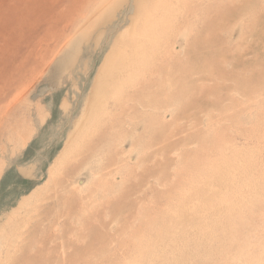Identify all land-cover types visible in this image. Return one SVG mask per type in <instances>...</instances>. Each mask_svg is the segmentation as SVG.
<instances>
[{
  "label": "rangeland",
  "instance_id": "374dc122",
  "mask_svg": "<svg viewBox=\"0 0 264 264\" xmlns=\"http://www.w3.org/2000/svg\"><path fill=\"white\" fill-rule=\"evenodd\" d=\"M136 1L0 0V264H264V0Z\"/></svg>",
  "mask_w": 264,
  "mask_h": 264
},
{
  "label": "bare ground",
  "instance_id": "6f19581e",
  "mask_svg": "<svg viewBox=\"0 0 264 264\" xmlns=\"http://www.w3.org/2000/svg\"><path fill=\"white\" fill-rule=\"evenodd\" d=\"M144 0H137L136 1V5H135V7L136 8H140L141 7V4L143 5L142 7L144 8V5L146 4L145 2H146V0L143 2ZM143 2V3H142ZM141 7V8H142ZM56 127H57V123L56 124H53V125H51L50 126V128H49V131H52V130H56Z\"/></svg>",
  "mask_w": 264,
  "mask_h": 264
}]
</instances>
